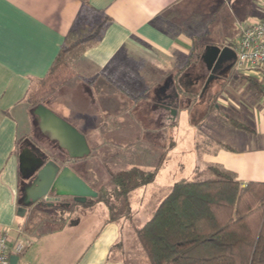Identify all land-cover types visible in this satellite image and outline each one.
<instances>
[{
  "label": "crops",
  "instance_id": "0c3cea01",
  "mask_svg": "<svg viewBox=\"0 0 264 264\" xmlns=\"http://www.w3.org/2000/svg\"><path fill=\"white\" fill-rule=\"evenodd\" d=\"M211 4L212 0H0V230L8 231L11 244L18 238L30 242L20 261L29 264H122L110 258L113 246L122 240L123 227L121 221H109V211L105 204L98 203L54 231L47 232L41 230V219L32 217V213L39 211L41 206L32 205L27 211L22 209L26 193L22 191L20 153L23 147L30 144H34L36 148L33 150L29 147L34 154L44 152L57 164L70 166L95 189L76 168L81 162L86 163L87 157L81 160L69 159L55 143L57 151L32 139L35 126L27 94L33 82L47 75L67 34L81 24L100 20L105 16L110 18L100 41L79 60L80 70L86 79L84 81L90 83L78 82L80 84L77 88L83 91L75 94L74 103L70 107L77 121L67 117L74 126L82 130L91 147L99 136L97 131L103 128L100 123L104 117L114 112L112 110L115 107L122 106L125 99L117 90L108 94L101 93V88L105 85L111 88V84L100 80L99 86L92 87L93 78L106 74L105 71L117 63L122 66L124 61L136 65L137 61L142 60L164 73L183 68L185 59L192 54V40L184 34H169L161 25L160 17L168 10H176L181 18L190 17L197 12L209 14L212 12V7L209 8ZM263 16L264 12L261 18ZM192 66L193 64L186 72H193ZM238 77H242L241 84L248 92L261 101V109L255 113H244V117L252 125L238 114H223L220 109L218 116L223 118L222 130L226 136L237 138L238 145L245 142L240 137L242 133L254 136L258 143L241 149L237 145L234 147L218 142V148L206 152L205 165L210 162L219 163L237 173L244 183L264 182V97H258L256 92L250 90L248 78L256 79L254 74L239 72ZM153 84L156 85L154 92L163 88L161 82ZM198 85L194 86L199 87ZM180 97L182 100L188 99ZM191 104L186 102L179 107V112L194 103ZM138 110L132 111L135 115H140ZM145 113L146 119L158 121L155 110H146ZM231 115H236L247 124L249 130L235 128L225 121L224 116ZM164 117H167L166 111ZM176 120L177 118L172 124L166 123L169 137ZM147 125L151 126L149 123ZM153 129L155 133L159 130L154 126ZM167 132H163L164 135ZM27 137L33 141L25 145ZM66 200L68 198H64ZM99 204L105 206L108 216L91 237L89 232L81 231V222H73L83 215L93 213Z\"/></svg>",
  "mask_w": 264,
  "mask_h": 264
},
{
  "label": "rangeland",
  "instance_id": "374dc122",
  "mask_svg": "<svg viewBox=\"0 0 264 264\" xmlns=\"http://www.w3.org/2000/svg\"><path fill=\"white\" fill-rule=\"evenodd\" d=\"M211 7L212 10L210 11L212 12L206 14L212 19L211 23L208 25L207 33L204 37L199 38V41L202 40L207 45L229 46L234 49L240 38L242 28L255 20L261 19L264 12V0H212L209 8ZM172 20L176 23L180 22L179 19L173 18ZM201 56L197 55L192 60L189 56L182 65L184 69L188 70L189 68L186 65L193 64V72L184 71L183 76L188 84L192 83L195 76H200L199 79L203 83H200L199 87L191 84L192 90L196 91L199 96L201 93V97L197 96L196 99L188 97L194 104L192 103V106L181 109L178 113L176 124L173 125L170 131L172 137L168 136L170 135L169 131L164 135L163 127L155 133L153 126L147 125L145 120L148 121V119L144 116L145 111L150 110L153 106L152 99L155 97L154 90L156 87L153 83L161 82L163 85L164 78L169 72L164 74L159 69L153 68V65L148 64V66L142 60L137 61L136 65L124 61L122 66H118L117 63L108 71H105L107 75L102 74L95 79L93 78L92 87L93 85L99 86L100 80L112 84L113 79H116L120 83L125 82L124 84L128 87V90L133 89V91L128 93L129 96L127 94L123 95L125 99L122 106L112 108L114 112L104 117L102 123H100L103 128L97 131L99 136L95 138L91 146V154L86 158L87 162H81L80 165H77V170L97 190L103 183L109 182L107 166L113 170L127 169L134 165L149 169L159 167L156 179L152 183L132 192V217L121 221L123 227L122 240L119 247H115L111 252L110 259L112 261H118L122 264H148L145 253L136 239L135 229L143 226L152 216L153 210L159 205L175 182L181 179L192 180L197 170L204 168L205 162H207V160L205 161L206 152L218 148V142L234 147L237 145L241 149H246L250 145L255 146L258 143L254 136L242 133L243 136L240 135V137L245 142L238 145L237 138H231L224 134L222 117L218 116L221 112L223 114L235 113L249 121L244 117V113L247 111L255 113L261 109L259 107L261 101L256 100L247 88L241 84L242 77H238L239 70L236 66V60L224 63L223 68L218 67L217 72L213 73ZM81 57L69 64L64 75H53L48 80L31 86L29 91L31 103L28 104L33 111L35 109L33 103L35 105L45 103L54 108V111L65 119L68 120L67 117H69L77 121L71 113L73 109L70 107L74 103L75 94L83 91L77 88L80 84L78 82L90 83V81H84V73L80 70L79 60ZM182 60L183 57L180 62ZM177 71L173 70L167 78L174 82ZM212 74H214V78L204 91V86ZM165 82V85L168 86L169 81ZM202 86L203 89H201ZM173 87L170 86L172 95L175 93ZM116 90L121 92L117 85L115 87L111 85V88L105 85L100 89V92L108 94ZM188 99L182 100L180 106L186 104V102L191 104ZM126 100L130 101L129 105H127ZM136 105H139L138 112L140 111V115H135L132 111ZM217 106L220 108L218 109ZM232 106H235V108H231ZM220 109L221 112L219 113ZM109 110L111 111V109ZM33 111H30L35 126L32 139L40 142L44 147H51L57 151L56 146L53 145L54 142L41 132L37 116L33 114ZM68 121L72 123L71 120ZM77 123L82 124V122ZM249 123L252 125L251 121ZM154 127L158 129V127ZM27 138L25 145L33 141L29 137ZM262 141L264 142V136ZM70 200L72 198H68L66 201ZM64 204L70 206V203L64 202ZM41 207L43 209L33 212L32 217L37 218V220L38 218L41 219V230L43 229V232H47V230L54 231V229L61 227L65 222L74 218L72 208L75 206L68 207L70 211L60 207ZM107 216L105 206L99 204L93 213L83 215L73 223L81 222V231L89 232L93 237Z\"/></svg>",
  "mask_w": 264,
  "mask_h": 264
},
{
  "label": "trees",
  "instance_id": "16d2710c",
  "mask_svg": "<svg viewBox=\"0 0 264 264\" xmlns=\"http://www.w3.org/2000/svg\"><path fill=\"white\" fill-rule=\"evenodd\" d=\"M173 18L180 22L176 23ZM211 20L210 16L201 12L181 18L176 10H168L160 17L161 25L169 34H184L191 38L190 60L197 55L201 56L206 48L207 44L199 41V38L205 36ZM109 21L110 18L105 16L72 29L47 75L33 84L48 80L53 75H64L70 63L75 62L100 41ZM191 65L192 63L186 66L189 68ZM184 71V67L177 71L174 82L167 78L173 71L169 72L163 85L166 87L165 81H169L179 96L196 99L199 94L192 90V85L199 82L200 86L203 81L199 79L200 76H195L192 83L188 84L183 76ZM248 79L251 92H256L258 97H264L262 84L257 79ZM124 83L113 79L111 85H117L121 89V92L118 91L119 95L129 96L128 93L133 89L129 91ZM158 90L160 88L156 91ZM27 102L31 103L29 92ZM33 104L36 107L40 103ZM153 110L156 112V107ZM157 111L165 115L163 109ZM224 119L235 128L249 130L247 124L236 115L224 116ZM146 123L158 129L166 127L161 120L150 121L148 118ZM106 170L109 182L103 183L97 189L98 196L88 198L85 202H77L72 198L66 201L70 203V206L66 204V211H70L68 207L75 206L72 212L76 218L94 205L103 203L109 211V221L131 219L132 192L152 183L159 167L149 169L134 165L127 169L113 170L107 166ZM63 219L66 220L65 217ZM135 230L136 239L148 264H264V182L244 183L237 173L223 165L206 163L204 168L197 170L192 180L181 179L175 182L153 210L152 216ZM120 244L119 242L114 245L111 252Z\"/></svg>",
  "mask_w": 264,
  "mask_h": 264
},
{
  "label": "water",
  "instance_id": "95a60500",
  "mask_svg": "<svg viewBox=\"0 0 264 264\" xmlns=\"http://www.w3.org/2000/svg\"><path fill=\"white\" fill-rule=\"evenodd\" d=\"M201 57L208 64L209 69H212L215 63V68L212 71L215 73L218 67L223 68L224 63L236 60L237 55L235 50L229 46L207 45ZM213 78L214 74L209 76L204 91ZM179 97L176 92L175 98L179 99ZM166 109L171 111L172 122H174L179 113L178 107L168 105ZM33 114L37 116L41 132L65 152L69 159H83L91 154V147L86 135L46 104H38ZM167 130V127L164 128V132ZM29 147L36 150L34 144H30L28 147H23L20 153V169L23 176L22 191L26 193L23 199L22 209L24 211H27L32 205L44 207L62 205L64 198L85 202L88 198L98 196V191L70 166L57 164L44 152L39 154V163L35 167L28 168L26 157L35 158L34 152ZM18 259V256L12 255L11 264H16Z\"/></svg>",
  "mask_w": 264,
  "mask_h": 264
},
{
  "label": "built area",
  "instance_id": "2783aa9c",
  "mask_svg": "<svg viewBox=\"0 0 264 264\" xmlns=\"http://www.w3.org/2000/svg\"><path fill=\"white\" fill-rule=\"evenodd\" d=\"M234 50L239 72H251L264 88V16L242 28ZM29 244L23 238H18L11 244L8 231L0 230V264H11L12 255L19 257L16 264H29L20 261Z\"/></svg>",
  "mask_w": 264,
  "mask_h": 264
},
{
  "label": "flooded vegetation",
  "instance_id": "af4514ba",
  "mask_svg": "<svg viewBox=\"0 0 264 264\" xmlns=\"http://www.w3.org/2000/svg\"><path fill=\"white\" fill-rule=\"evenodd\" d=\"M214 68H215V63L213 64L212 69H210V71H213ZM170 86H171V83L169 82L168 83V86L163 87L160 90L154 92L155 93L154 94L155 97H154V99H152L153 106L151 108L152 109H155V107H156L155 114L159 118L158 120H161L162 122H164L165 125H166V123L172 124L171 111L168 110V109H166V106H168V105H170V106H177L178 109H179L180 103L182 101V98L181 97H179V99L173 97V95H172V93L170 91L171 90ZM183 100H184V98H183ZM138 107H139V105H136V107H134V109H137ZM161 109H163L164 111L167 112L166 119H164L165 118L164 117L165 115L162 112L157 111V110H160L161 111ZM166 127L168 128V126H166ZM166 127H164V128H166ZM164 128H162L163 130L161 129L163 132H164ZM54 146H56V145L54 144ZM37 153L38 154H34V157L35 158H33V157H26V165H27L28 168H31V166L32 167H35L37 165V163H39V161H40L39 160V154H40V152L38 151ZM64 202H66V201H64ZM64 202L62 204L63 206H58L57 205L56 208H58V207L65 208L66 204H64ZM44 203H46V201H44Z\"/></svg>",
  "mask_w": 264,
  "mask_h": 264
}]
</instances>
